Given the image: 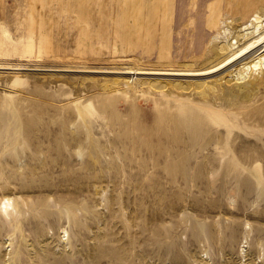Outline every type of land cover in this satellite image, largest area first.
Returning a JSON list of instances; mask_svg holds the SVG:
<instances>
[{
  "label": "rangeland",
  "instance_id": "rangeland-1",
  "mask_svg": "<svg viewBox=\"0 0 264 264\" xmlns=\"http://www.w3.org/2000/svg\"><path fill=\"white\" fill-rule=\"evenodd\" d=\"M86 1L0 0V264H264V65L83 71L211 66L264 0L204 45L202 1Z\"/></svg>",
  "mask_w": 264,
  "mask_h": 264
},
{
  "label": "bare ground",
  "instance_id": "bare-ground-1",
  "mask_svg": "<svg viewBox=\"0 0 264 264\" xmlns=\"http://www.w3.org/2000/svg\"><path fill=\"white\" fill-rule=\"evenodd\" d=\"M192 1H193V5H196V4H198L199 1H202L201 11H203L206 15V19L204 20V22H202V26H203V32L201 34L202 36L200 35L198 37V41L204 42L201 39H205V38H207V36H209L213 33H214V36L215 35L218 36L217 33H215V32L218 31L216 28L219 29V27H218L219 26L218 25L219 19L218 18L213 19L212 11L214 9V6L213 5L212 6L207 5V7H205L204 4L207 1H216L217 5H219L223 2H227L228 0H192ZM227 9H230V10L232 9V13H236V15L238 14L236 11L235 3H233V6L231 4L230 7L224 8L223 12ZM222 13H220V16ZM239 17H240V15H239ZM194 21H195V19H193L192 23H194ZM225 23H226V21H225ZM231 23H232V21H231ZM222 24H223V22H222ZM197 26L200 27L201 25L198 23ZM240 26H241L240 29H237L233 36H230L231 32H229L230 33L229 36L231 38L228 37L229 39H227V37H223V38H225V41L223 40L222 43L220 42V43H214L213 45L211 44L210 51H214L216 53L220 50L223 53V55H221L222 58H221V60L219 59L220 61H218L217 63H215L211 66H208V67L188 68V69L187 68H178V69H167V68H164V69H162V68H150V69H148L147 68L146 69V67H145V68L141 69V68L128 66V67L123 68V69L122 68L121 69H119V68L118 69H112V68L111 69H92V70H90V69L84 70L83 69V71H86V72L87 71L102 72V73H117V74H120V76L122 74V75L126 76V79L128 77L127 80L129 82L134 80V79L140 78V77H150V78L153 77V78H159V79L160 78H172V77H182V78L185 77V78L192 79V80L195 79V81L199 80V82H200L202 80L206 81V79H209V78H214L215 80H216V78L217 79L219 78V80H222V79L230 76L231 75L230 73H234V72L244 74L245 70H247L246 72H248L249 69H253V68H255L253 70H256L258 67L261 68V66L264 65V9L256 10V12H253L250 15V17H248V19L245 18L242 25H240ZM223 30H225V29H223ZM228 30H229V28H228ZM228 30H225V31L228 32ZM229 33H227V34H229ZM227 34H226V36H228ZM218 37H220V36H218ZM223 38L221 37L220 39H223ZM220 39H219V41H220ZM210 40L213 41L212 39H210ZM208 49H209V47H208ZM216 54L218 55V53H216ZM0 68H10V69H22L23 68L24 69L26 67L0 65ZM53 69H55V67ZM73 70H75V69L73 68ZM228 74H230V75H228ZM165 80L163 82H165ZM160 81H158V82H160ZM152 83L154 84V82H152ZM165 84H166V82H165ZM188 84H190V83H188ZM201 84H202V82H201ZM205 87H206V85H205Z\"/></svg>",
  "mask_w": 264,
  "mask_h": 264
},
{
  "label": "crops",
  "instance_id": "crops-1",
  "mask_svg": "<svg viewBox=\"0 0 264 264\" xmlns=\"http://www.w3.org/2000/svg\"><path fill=\"white\" fill-rule=\"evenodd\" d=\"M90 0H87L86 2H89ZM144 1V0H143ZM152 1H155V2H157L158 0H150V4L153 6V4H152ZM83 2H84V0H83ZM85 3V2H84ZM84 3L82 4V6H81V8H83V13L84 14H86L85 12H84V10L85 9H87L86 7H85V5H84ZM154 3V2H153ZM164 3L165 4H167V5H170V7H171V12H170V14H171V17H170V19L171 20H174V16H175V10H176V8H177V0H164ZM188 3L189 4H191V5H193V1L192 0H188ZM233 2L231 1V0H228L227 2H223V3H221V4H219V5H217V3H216V1H207L205 4H204V6L205 7H207V5L208 6H214V9H213V11H212V13H213V19H215V18H218V19H220L219 17H220V13H222L223 12V9L224 8H228V7H230L231 6V4H232ZM155 4V3H154ZM80 8V9H81ZM157 8V7H156ZM192 8V7H191ZM87 13H88V9H87ZM210 17V16H209ZM190 19H194V18H190ZM220 21V20H219ZM218 26V25H217ZM201 40H203L204 42H201V41H198L199 42V44H205V43H208V41L209 40H207V38H205V39H201ZM205 47V46H204Z\"/></svg>",
  "mask_w": 264,
  "mask_h": 264
}]
</instances>
